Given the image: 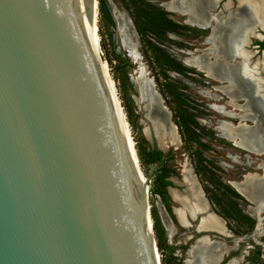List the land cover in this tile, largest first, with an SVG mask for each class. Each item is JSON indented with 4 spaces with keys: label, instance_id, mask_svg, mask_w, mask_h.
<instances>
[{
    "label": "water",
    "instance_id": "water-1",
    "mask_svg": "<svg viewBox=\"0 0 264 264\" xmlns=\"http://www.w3.org/2000/svg\"><path fill=\"white\" fill-rule=\"evenodd\" d=\"M92 19L93 0H0V264H158L147 178L117 125ZM193 189L200 209L184 215L198 238L230 236ZM209 214L219 232L196 229ZM225 256L215 264L237 260Z\"/></svg>",
    "mask_w": 264,
    "mask_h": 264
},
{
    "label": "rangeland",
    "instance_id": "rangeland-1",
    "mask_svg": "<svg viewBox=\"0 0 264 264\" xmlns=\"http://www.w3.org/2000/svg\"><path fill=\"white\" fill-rule=\"evenodd\" d=\"M214 1L215 0H212L208 3L207 8H209ZM258 1V4H264L263 0ZM247 5L251 8V17L248 23V30L250 32V28L255 21L262 26L264 25V19H260L256 13V4H248L245 2L244 7H247ZM157 11L158 8L153 0H97L96 25L99 37V56L105 61L109 75L115 84V93L124 111L123 113L128 124L135 152L137 147L140 150H147L155 147L160 149L164 155L159 161L152 164H144L138 159L142 175L144 178H147V204L149 212H155L158 219V229L155 231L152 228V233L159 252L160 264H185L182 260L185 257L184 251L187 247V245L184 244V230L186 229L177 223L172 212L175 203L169 197L167 189L161 188L156 183L154 174L155 168L159 167L162 169L161 167H164V169L168 170V177H166V179L171 181L172 184L170 187L183 190V186L180 183L181 169L184 168L188 171V174H193L192 165L187 154L189 150L199 147L202 148L204 155H215V163H213L217 165L214 167H219V170H213L212 175L206 176L205 182L198 183L201 189L202 186H206L205 189L207 192L206 194L204 193V196L208 197L211 202H213V206H211L213 211L225 221L227 228L233 232L235 231L234 229H236L241 233H245L250 227V214L245 211L247 208L245 209L244 204L241 202L231 203V198L233 197L232 192L228 188H223L218 181H220V179L239 181L242 179V174L244 173L261 174L260 165L264 161V155L235 146L232 142L217 134L219 132L216 127V130H214L213 125L216 126L219 121L217 123L215 121L219 119L226 120L233 126L238 123L252 126L254 122L250 120L248 116L240 118L239 115L243 114L244 111L228 104L229 99L227 96L219 90L214 89L215 86L224 84L223 82L220 83L216 80H212L205 76L203 72L181 61L187 56L201 54L203 52L202 50L208 47L206 43H201L200 38H197V35H204L203 30L206 31V34L208 30H200L186 24H174V21H172L173 19L180 21V19L185 18V16L172 14V20L163 23L162 26H159L160 23H158L156 18H152L151 21L153 23H149L151 28L149 27L147 31L143 32L145 36H139L138 32L135 30L133 17L140 15L136 13L145 12L152 13L149 15H156ZM241 13L242 8L237 7L234 11L230 10L227 15L225 14L224 16L219 14L209 15V20L213 23L218 22L225 31H228L231 27V19L233 17H239ZM118 28H120V31ZM121 36L129 39L131 46L135 48L138 55L137 61L122 46L120 40ZM249 48L253 49V47ZM186 52L191 54H187ZM235 53H238L240 56L243 54L248 55L246 51H234L231 58L226 59L228 63L238 60L235 57L232 58ZM206 56L208 60L211 59L209 54ZM173 60L177 63L180 61L185 66L179 64L177 66L178 72L173 71L176 67V64L171 63ZM262 63L264 64V57L260 64ZM139 68L142 69L147 78L144 79L143 82L142 94L140 93L136 80L139 75V73L137 74ZM192 68L197 71L195 72ZM163 72L172 80L170 82L172 86H175L176 91H183V94H189V96L198 99L200 103L198 101L195 102L196 104H201V107H198V121L200 125L205 124L213 132L212 139L208 138L210 135L209 133L202 134V136L195 138V140L188 144L180 139L169 108L160 94V91L163 90V86L160 84L164 83L162 80ZM257 76L263 82V91L261 92L264 94V74L258 71ZM154 78L158 79L159 84L155 82ZM243 80L253 107L264 119L263 94L254 91L255 86L251 77L243 76ZM204 89H209L214 96H208L203 93L202 90ZM150 90L156 92L161 99V104L168 112L169 121L174 125L175 131L173 134L175 135L176 133L177 137V142L175 141L173 144L166 147L164 146L165 148L162 149L159 148L150 129V121L148 118L150 109L148 91ZM164 90H166V88H164ZM232 103L241 105L244 103V100L241 97H237ZM208 104L210 105L208 106ZM212 104L225 105L227 109H231L234 116L226 117L215 112L212 108ZM197 142L207 143L208 146H198ZM227 154L234 155L236 158L231 159ZM194 178L197 180L199 177L195 176ZM220 193H223V195H220ZM247 204L253 206L249 201H247ZM160 215L168 219L169 223L174 228V235H167V229H164L165 226L163 227L161 223L162 219L160 220ZM261 222H264V219H262ZM189 229H191V227ZM244 241L245 244L250 243L248 238H245ZM243 249L245 251V259H247L248 246L245 245Z\"/></svg>",
    "mask_w": 264,
    "mask_h": 264
},
{
    "label": "bare ground",
    "instance_id": "bare-ground-1",
    "mask_svg": "<svg viewBox=\"0 0 264 264\" xmlns=\"http://www.w3.org/2000/svg\"><path fill=\"white\" fill-rule=\"evenodd\" d=\"M212 0H171L168 3V8L174 11H180L187 15V22L189 24H205V20L208 21L209 16L207 11V5ZM237 7L242 8V13L239 17H233L231 19V27L228 31H225L218 22L212 23L210 33L207 36L208 49L202 50L203 52L198 55L187 56L183 58V62L196 69L200 70L206 74L211 79L225 80L227 84L219 88V91L227 96L229 103L235 105L233 102L237 97H241L244 103L240 105V110L244 111L242 118L246 116L249 117L254 122L252 126H246L243 124L231 125L226 121H219L216 125V129L219 132V136L227 139L229 141H234L235 145L249 150L251 152L262 153L264 155V119L261 117L260 113L253 107L251 98L248 94V90L245 87L243 76H249L254 82L255 90L258 93H262L260 90L262 84L258 77L250 73L249 66V56L241 55V60L237 62L228 63L226 59H230L234 51H244V37L249 33L248 23L251 17V8L247 5L244 7V3L256 4L255 11L260 17L264 19V4H258V0H236ZM258 1V2H257ZM167 3V2H166ZM97 0H93V19H92V38H91V48L96 53L100 54L99 50V37L97 33ZM257 23V21H255ZM99 23V22H98ZM258 24V23H257ZM122 28V27H121ZM120 31V28H118ZM122 46L129 52V54L137 61L138 55L135 48L131 46L129 39L121 36ZM207 53H210L211 59H207ZM189 53V52H187ZM205 53V54H204ZM191 54V53H189ZM101 59V58H100ZM254 66H258L254 64ZM99 71L103 76L105 85L110 91V96L112 98L115 119L119 127L120 133L125 141H127L129 150L133 153L132 148L133 141L129 132L128 124L124 116V111L119 103V100L115 93V84L111 79L107 65L102 59L99 61ZM255 69V68H254ZM136 80L139 86L140 93L142 94L144 79H147L139 68ZM213 77V78H212ZM216 87V86H215ZM208 96H214L210 91H202ZM143 96V95H142ZM264 97V95H263ZM148 103L150 109L148 112V118L150 121L151 132L157 141V144L161 148L173 144L176 141V135H174V125L168 120V112L166 108L161 104V99L158 94L154 91H148ZM212 108L217 111L222 110V106L217 104H212ZM177 142V141H176ZM165 146V147H164ZM176 146V144H175ZM261 174L247 173L241 180L237 183H231L232 187H235L239 193L246 197L249 202L253 204L252 207L247 208V210L252 213V211H264V161L260 165ZM182 175L184 181L187 185L189 195L178 196L174 190H170L171 196L174 200L180 202V207L175 209V214L181 223H185L184 213L185 211H193L200 209V204L197 203L196 191L193 189V182L186 169H182ZM141 178L144 179L141 171ZM185 186V185H184ZM191 196L196 200L195 204H192L187 199ZM191 207V209H190ZM255 207V208H254ZM251 208V209H250ZM162 223L167 229L169 235L172 234L173 228L163 215L161 216ZM151 221V218H150ZM151 223V222H150ZM199 229H210L211 230H221L220 223L217 218L212 215H207L205 218L201 219ZM264 233V228L261 230ZM226 247V246H225ZM225 247H213L204 238L198 239L188 250V255L186 259L187 264H215L218 260L219 252L225 250ZM155 256L157 258L158 264H160L159 252L156 247H154ZM225 264H237L236 260L231 259Z\"/></svg>",
    "mask_w": 264,
    "mask_h": 264
},
{
    "label": "flooded vegetation",
    "instance_id": "flooded-vegetation-1",
    "mask_svg": "<svg viewBox=\"0 0 264 264\" xmlns=\"http://www.w3.org/2000/svg\"><path fill=\"white\" fill-rule=\"evenodd\" d=\"M154 2H155V5L157 6V8H158V11L160 10V11H162V12H164L165 13V15L167 16V18L168 19H171V16H172V14H177V15H179V16H185V18H183V19H180V21H177V20H175V19H171L172 21H174V23H176V24H186V25H189V26H191V27H195V28H198V29H200V30H203V29H207L208 30V32H209V26H206V27H198L199 25H202V24H189L188 22H187V20H186V18H187V15H185L184 13H182V12H180V11H174V10H172V9H170V8H168L167 6H168V3L171 1V0H153ZM236 1V0H235ZM167 2V3H166ZM222 2H223V0H215L214 1V3L209 7V8H207L208 9V11H206L207 13H208V16L209 15H212V14H219V15H221V16H224L225 14L223 13V11H221V6H222ZM237 2V1H236ZM263 2H264V0H263ZM224 6H226V4H224ZM157 11V12H158ZM156 12V13H157ZM229 12V11H228ZM227 12V13H228ZM147 13V12H146ZM227 13H226V15H227ZM186 20V21H185ZM210 21V26H213V22L211 21V20H209ZM197 25V26H196ZM208 32H207V34H208ZM207 34H205L204 33V35L202 34V35H197V38H200L201 39V43H204V40H205V43L207 44V45H210L209 43H208V41H207V39H208V37H206V35ZM262 35H263V38H262V41H260V42H258V43H256V45H257V47H256V49L254 50V49H250L249 47H252V45L254 44H252V42L246 47L245 46V48H247V49H249V50H252V51H256L253 55H251L250 56V51H248V50H246V49H244V46H243V49H244V51H246L247 52V54H248V56H249V68H250V73H252V74H254V76L255 77H258L257 76V69H261L262 71H264V64L262 63V64H260V62L258 61V60H256V61H254V58L257 56V55H259L260 54V52L262 51V50H264L263 48H264V31L262 32ZM205 37L207 38V39H205ZM261 47H263V48H261ZM209 48V47H208ZM207 48V49H208ZM187 53V52H186ZM187 54H189V53H187ZM207 54H210V53H207ZM233 57H235V58H237L238 60H236V61H234V62H237V61H240L241 60V56L238 54V53H235L233 56H232V58ZM263 57H264V55H263ZM263 59V58H262ZM182 62H183V60H181ZM262 62V61H261ZM184 63V62H183ZM258 63V66H254V64H257ZM260 64V65H259ZM186 65H188L187 63H186ZM188 66H190V65H188ZM192 67V66H191ZM195 68V67H194ZM255 68V69H254ZM196 69V68H195ZM198 70V69H197ZM198 71H200V70H198ZM261 71V72H262ZM262 74H263V72H262ZM205 76H207L206 74H205ZM208 77V76H207ZM209 78V77H208ZM213 78V77H212ZM260 79V78H259ZM212 80H214V79H212ZM216 81H218V82H220V83H224V84H220V85H217L216 87H214V89L215 90H219V88L220 87H222V86H225L226 84H227V82H225V80H218V79H215ZM261 81V80H260ZM261 84H263V82L261 81ZM202 91H208V89H204V90H202ZM221 91V90H220ZM259 91H263L262 90V86H261V88H260V90ZM222 93V92H221ZM225 95V94H224ZM228 104H230L229 103V101H228ZM210 104H208V106H209ZM217 105H220V106H222V110L221 111H217V110H214L215 112H217V113H220L221 115H223V116H226V117H233L234 116V113L231 111V109H227L226 107H225V105H221V104H217ZM232 105V104H231ZM242 105V104H241ZM232 106H234V108H238V109H240V105H232ZM239 117L240 118H242V114L241 115H239ZM168 120H169V118H168ZM251 120V119H250ZM218 121H226V120H217L216 121V123L218 122ZM226 122H228V121H226ZM238 124H240V123H238ZM238 124H236V125H238ZM216 127V126H215ZM214 130H216L215 128H214ZM217 132V131H216ZM217 134H219V133H217ZM175 135H176V133H175ZM227 140V139H226ZM229 141V140H228ZM230 142H232V141H230ZM235 145V144H234ZM159 146V145H158ZM236 146V145H235ZM159 148H161V147H159ZM162 149V148H161ZM160 150V149H159ZM255 153V152H254ZM190 174V173H189ZM195 174L193 173V174H190V178H191V181L193 182V185L195 186V185H199V183H198V181L196 180V178H194L195 176H194ZM166 177H168V175L166 176ZM166 177H164L163 179L164 180H166V181H168V183L169 184H167V185H165L164 187H161V188H165V189H167V192H168V195H169V197L171 198V200L175 203V206L172 208V212H173V214H174V216H175V218H176V220H177V223L180 225V226H182L184 229H186V230H184L185 232H184V235H185V243L184 244H186L187 245V247L185 248V251H184V253H185V257L183 258V262L186 264V259H187V255H188V250L190 249V247L198 240V239H200V238H204L205 240H207L205 237H200V238H198L200 235H201V232H197L196 230H195V225L193 224V222L192 221H187L186 220V218H185V215H184V219H185V223L183 224V223H181L180 221H179V219H178V217L176 216V214H175V209L177 208V207H180L181 205H180V202L179 201H176V200H174L173 198H172V196H171V193H170V190H174L177 194H178V196H182L181 195V192H183V190H184V185H186V183H185V181H184V177H183V175H182V169H181V178H180V183L182 184V186H183V190H180V189H178V188H173V187H170V185L172 184L171 183V181H169L168 179H166ZM197 182V184L195 183V181ZM183 183H185V184H183ZM187 186V185H186ZM199 187H200V185H199ZM233 188V187H232ZM234 189V188H233ZM200 190H201V193H202V196L206 199V201L208 202V204H209V206H210V209L213 211V209H212V207L211 206H213V203L212 202H210L209 200H208V198L207 197H205L204 195V192H203V190L201 189V187H200ZM236 191V190H235ZM238 193V192H237ZM239 194V193H238ZM240 195V194H239ZM243 197V196H242ZM244 198V197H243ZM245 199V198H244ZM246 200V199H245ZM247 201V200H246ZM249 205L247 204V205H245V209L248 207ZM250 207H252V206H250ZM255 208V207H254ZM251 209V208H250ZM249 210V209H248ZM248 210H245L247 213H249L250 215H249V217H250V227H249V230L247 231V232H245V233H241L240 231H238V230H236V229H234L235 231L233 232V231H230V229H228L227 228V224L225 223V221H224V225H225V227L227 228V230L231 233V235L230 236H226V237H223V236H217L216 234H214L213 232H210V233H207L208 234V236H209V238H208V240H211V241H208L207 240V242L209 243V244H211L213 247H225L226 245H223V242L222 241H224V242H226L227 244H228V246H226L225 248V250H221L220 252H219V256H222V261H224L226 258H227V256H225V252L226 251H228L229 250V255H235L236 256V258H237V260H236V262H237V264H264V233L261 231L263 228H264V222H261V220L262 219H264V214H263V210H259V211H252V213H250ZM214 212V211H213ZM185 213H186V211H185ZM215 213V212H214ZM216 214V213H215ZM209 215H211V214H209ZM217 215V214H216ZM161 216L162 215H160V220H161ZM212 216H214V215H212ZM215 218H217L216 216H214ZM220 217V216H219ZM218 219V221H219V223H220V220H219V218H217ZM189 222V223H188ZM161 223H162V221H161ZM162 225H163V223H162ZM172 226V225H171ZM220 226H221V223H220ZM163 227H164V225H163ZM191 227V229H189ZM173 228V227H172ZM164 229L166 230V228L164 227ZM198 231H201L202 229H199L198 227L196 228ZM207 230H210V229H207ZM211 231H216V232H219V231H217V230H211ZM173 232L175 233V231H174V228H173ZM172 232V234L171 235H174V233ZM166 233H167V235L168 236H171V235H169V233H168V231L166 230ZM245 238H248L249 240H250V243L249 244H245V241H244V239ZM233 240H234V242H233ZM230 244V245H229ZM232 244V245H231ZM248 246V253H247V256H248V258L247 259H245V256H244V254H245V251H244V249H243V247L244 246ZM218 259H219V257H218ZM218 261V260H217ZM216 261V262H217ZM215 262V263H216Z\"/></svg>",
    "mask_w": 264,
    "mask_h": 264
},
{
    "label": "trees",
    "instance_id": "trees-1",
    "mask_svg": "<svg viewBox=\"0 0 264 264\" xmlns=\"http://www.w3.org/2000/svg\"><path fill=\"white\" fill-rule=\"evenodd\" d=\"M140 14L139 16H134L133 17V22L135 25V30L138 32L139 36H145L143 34L144 31H147L149 26V23L152 22V18H156L159 26H162L163 23L171 21V19H168L167 16L165 15L164 12L158 11L156 15H149L152 13H136ZM153 23V22H152ZM176 24V23H174ZM151 28V27H150ZM205 33L206 31L203 30ZM143 34V35H142ZM206 34V33H205ZM263 48V47H261ZM264 49V48H263ZM172 64H176L175 69L173 71H177L178 65L185 66L182 62L179 61V63L175 62V60L171 61ZM189 68V67H188ZM194 69V68H192ZM195 70V69H194ZM197 70H195L196 72ZM190 74V73H189ZM192 74V73H191ZM163 84L161 83L160 85L163 86V90L160 91L161 96L163 97L164 101L166 102L170 114L172 116L173 123L176 125L177 133L179 134L180 139L188 144L189 142L195 140V138H199L202 136V134L209 133V139H212L213 132L209 129L208 126L205 124L200 125L198 121V107H201V104H196L195 102L198 101V99H195L192 96H189V94H183V91H176L175 86H172L171 82L172 81L167 75L163 72ZM155 82L159 84L158 79L154 78ZM173 87V88H172ZM166 88V90H164ZM168 94V95H167ZM199 102V101H198ZM200 103V102H199ZM173 104V105H171ZM206 110V109H205ZM206 126V127H205ZM208 127V128H207ZM198 146H203L207 147V143H201L197 142ZM136 154L140 162L144 164H152L154 162H157L161 159L163 153L155 148L152 147L150 149L144 150V149H139L138 147L136 148ZM189 156L190 163L192 165L193 173L195 176H198L199 178L197 179L198 182H205L206 181V176H210L213 174V170L218 171L219 167H214L217 164H214V158H216L215 155H204L202 148L195 147L194 149L189 150L187 153ZM214 162V163H213ZM160 164V163H159ZM159 167L155 168L154 174H155V181L156 183L164 187L165 185L169 184L168 181L164 180L163 178L168 175V170L164 169V167ZM221 183V186L223 188H228L232 192V198H231V203H236V202H241L245 205H247V201L239 195L232 187L230 188L228 181L220 179L218 181ZM206 186H202L203 192L206 194ZM220 195H223V193H220ZM208 198V197H207ZM227 199V197H226ZM208 200L211 202V200L208 198ZM213 203V202H212ZM238 205V204H236ZM150 218L152 221V228L153 230H157V224H158V219L155 214V212L150 211Z\"/></svg>",
    "mask_w": 264,
    "mask_h": 264
},
{
    "label": "crops",
    "instance_id": "crops-1",
    "mask_svg": "<svg viewBox=\"0 0 264 264\" xmlns=\"http://www.w3.org/2000/svg\"><path fill=\"white\" fill-rule=\"evenodd\" d=\"M226 4V6H224ZM237 8V2L235 0H223L222 6H221V11L223 13L228 12V11H234ZM186 21V20H185ZM206 27V25L204 26ZM264 31V25H259L256 22H254L250 28V32L246 34L244 37V47L248 46L252 42V47L255 50L257 45L256 43L262 41L263 35L262 32ZM205 43V40H204ZM252 51V50H251ZM256 52V51H253Z\"/></svg>",
    "mask_w": 264,
    "mask_h": 264
}]
</instances>
